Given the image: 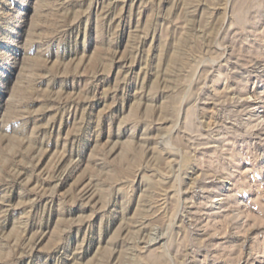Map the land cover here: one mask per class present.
Listing matches in <instances>:
<instances>
[{
	"label": "rangeland",
	"instance_id": "374dc122",
	"mask_svg": "<svg viewBox=\"0 0 264 264\" xmlns=\"http://www.w3.org/2000/svg\"><path fill=\"white\" fill-rule=\"evenodd\" d=\"M0 264H264V0H0Z\"/></svg>",
	"mask_w": 264,
	"mask_h": 264
}]
</instances>
